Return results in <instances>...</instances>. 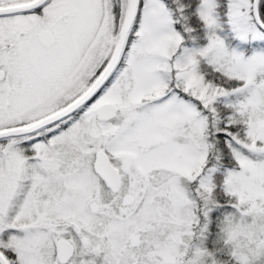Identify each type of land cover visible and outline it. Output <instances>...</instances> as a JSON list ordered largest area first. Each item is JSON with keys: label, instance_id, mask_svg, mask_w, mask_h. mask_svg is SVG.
Listing matches in <instances>:
<instances>
[{"label": "snow or ice", "instance_id": "1", "mask_svg": "<svg viewBox=\"0 0 264 264\" xmlns=\"http://www.w3.org/2000/svg\"><path fill=\"white\" fill-rule=\"evenodd\" d=\"M0 264H264V0H0Z\"/></svg>", "mask_w": 264, "mask_h": 264}]
</instances>
